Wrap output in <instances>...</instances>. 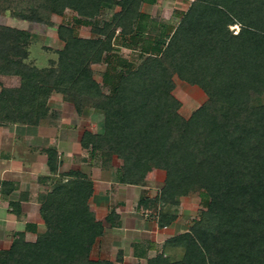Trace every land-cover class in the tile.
<instances>
[{
  "label": "trees",
  "instance_id": "16d2710c",
  "mask_svg": "<svg viewBox=\"0 0 264 264\" xmlns=\"http://www.w3.org/2000/svg\"><path fill=\"white\" fill-rule=\"evenodd\" d=\"M142 1L155 0H0V14L23 21H46L49 13L70 8L78 20L90 22L102 8L119 6L103 25L119 24L122 34L151 45L140 50L146 57L136 68L125 64L102 76L111 81L104 94L89 62L95 50L92 60L100 61L108 40H88L60 24L64 46L58 60L41 67L30 57L38 35L0 23V75L20 78L16 87L1 86L0 123L53 121L56 114L46 105L52 90L79 113L94 106L103 131H85L83 146L99 151L105 167H111L112 155L121 159L115 170L119 181L143 184L152 166L165 169L161 200L155 196L145 204L157 212L158 226L178 214L162 205L154 209L156 201L175 209L190 192L205 199L191 231L168 239L157 259L175 244L184 246L183 255L165 264H264V104L257 99L264 89V0H193L173 32L154 39L144 35L150 29L139 18ZM235 22L240 29L233 34L228 25ZM96 26L91 27L101 31ZM173 72L200 83L211 96L188 119L175 109ZM56 165L51 151V172ZM64 174L41 203L45 229L34 241L23 233L14 236L9 247L0 248V264H112L87 257L102 233L88 221L92 180L77 169Z\"/></svg>",
  "mask_w": 264,
  "mask_h": 264
},
{
  "label": "crops",
  "instance_id": "0c3cea01",
  "mask_svg": "<svg viewBox=\"0 0 264 264\" xmlns=\"http://www.w3.org/2000/svg\"><path fill=\"white\" fill-rule=\"evenodd\" d=\"M172 1L174 3L169 7L167 3ZM142 3L155 10L153 15L139 10V18H147L148 22L161 26L151 39H154L156 33L165 36L171 34L190 5L184 6V2L180 0L142 1L139 9H142ZM179 7L183 9H178ZM161 8L169 9V16H161ZM163 24L169 26L164 27ZM59 95L61 100V93ZM83 115L84 112L79 113L74 108L72 118L57 112L53 121L48 117L37 124L15 121L0 123V248L9 247L18 233H23L26 240L35 239L44 222L40 214L41 203L54 188L55 181L60 177L66 179L64 172L72 168L83 172L93 183V191L89 197L90 212L99 220L96 226L99 225L102 229L95 245L99 253L97 259H107L115 264H129L133 260L136 264H148L155 256L152 253L159 248L162 250L168 237L167 228L177 221L173 220L174 223L160 227L157 212H151V208L145 207L158 193L150 190L147 185L154 180L150 173L146 176L147 182L143 184L121 182L115 172L120 160L115 158L111 159L109 169H103L110 172V178H104L102 170H94L95 157L99 159L98 167L103 168L99 151L83 146L84 130L81 134H75ZM88 131L93 133V130ZM51 151L57 157L54 172L49 167ZM76 156H80L81 164L88 168H82L81 164L75 165L73 161ZM46 175L51 178L47 179ZM176 209L180 211L179 206ZM7 237L11 238L9 242L4 240ZM7 242L9 245H4ZM149 255L152 256L148 258Z\"/></svg>",
  "mask_w": 264,
  "mask_h": 264
},
{
  "label": "rangeland",
  "instance_id": "374dc122",
  "mask_svg": "<svg viewBox=\"0 0 264 264\" xmlns=\"http://www.w3.org/2000/svg\"><path fill=\"white\" fill-rule=\"evenodd\" d=\"M180 1L181 2L183 1L184 2L183 5L186 6L189 3L191 4L193 0H180ZM173 3L174 1L168 2L167 4L170 7L173 5ZM141 6H142V9H138V10L148 11L149 14L151 15L154 14L155 9H152L151 7L148 8V6L144 3H142ZM178 9H183V7L181 8L179 7ZM119 10H120L119 6H114L112 9L102 8L100 14L95 16V19L90 22H84L82 21V19L81 21L78 20V18H81V17L77 15L75 10H72L70 8H65L63 13L61 14L54 13V12L49 13L47 17L48 20L46 21H38V20L23 21L19 19L17 20L14 18H8L7 16H5V14L1 13L0 23H3V24L6 23L12 26L22 27L38 35V38H39L38 41L32 44V48L30 51V57L32 58L33 61H35V63L38 66H41V67L48 65L50 61L57 62L58 60V57H59L58 50L62 49V47L64 46V41L58 35V26L60 24L72 26L74 29L75 35L83 37V38H87L88 40H97V38L102 39V40H108L109 41L108 47L106 46L108 49L104 47V49L101 51L100 61L92 60V57L95 55V51H96L94 49L95 51L90 53V62H89V68L91 70L92 76L95 78V80L99 82L101 91L104 94H107L108 90H110L108 87L111 86V81H102L103 80L102 76L107 73L113 74L114 71L116 70L118 71V68H122L125 64H130L131 68H136L142 62L143 58L146 57V54H144L141 57L140 50H142L143 47H147L148 49L149 47H151L149 42L141 45L139 41L140 38H137L138 41H135L136 38H132L129 33L122 34L124 30L122 29V26L119 24L108 25V28L107 26L103 25L104 20L109 19V21L111 22V19L114 13L115 12L117 13ZM160 14L161 16H169L170 10L161 8ZM143 20L144 22H146L145 25H147L148 23L147 27L150 29L146 31L144 35L145 37H148L151 39L154 32L155 31L157 32V30L161 29V26L160 24L157 25V23L148 22L147 18H144ZM93 23L98 25L96 26V28H99V30L101 31H96L95 29H93L91 27L92 25H94ZM154 26L156 27V30H152ZM166 26H169V25H166ZM166 26L164 25V27ZM228 28L231 33L235 34L240 29V23L235 22V23L229 24ZM101 32H104V33H101ZM202 65H204V63ZM171 76H172L171 77L172 81L174 83V87L172 88L171 93L175 98H177V101L179 103L178 105H176V108H175L176 112L180 116H182V118L188 119L195 112V110L207 104L211 96L207 93V91H205L204 87H202L200 83L191 82L187 80L186 78H183L174 72L172 73ZM119 78L120 76L118 75L117 79ZM118 81H120V79ZM19 84H20V78L18 76L0 75V87L1 86L16 87ZM59 93H60L59 91L52 90L47 97L46 105L47 107H50V110H49L50 113L54 112L57 116V112L59 113L62 112L67 117L72 118V113L74 112L72 101H68L67 99H65L62 93H61L62 98L61 100H59L60 99ZM257 99L259 102L258 105L264 104V89L263 91L259 92ZM50 103H52L53 106ZM82 112H84V115L80 121V124H78L76 127L75 134H78V133L81 134L82 130L84 131L93 130L94 134L103 131V123L101 120L102 116L99 113L95 112L94 106L92 107L87 106ZM23 130H25V132L27 133L26 129H23ZM28 132L30 131L28 130ZM37 138L39 139V136H37ZM87 156L88 158L90 157L89 155ZM114 158L119 159L115 154L112 155V159ZM93 160H94V164L96 165L95 166L96 169L94 170L96 171L102 170L103 177L106 179L112 176L109 171L107 172L103 170L104 168L109 169L110 167L108 166L105 167L101 164V167L103 168L100 169L98 167L99 159L95 157L93 158ZM80 161H81L80 156H76L73 162L75 165L81 166L82 164ZM115 166L116 165L114 164V167ZM82 168L86 169L88 167L85 165H82ZM148 173H150V175L154 177V178L151 177V179H154V180L147 183V185L149 186L150 190L158 191V193H156L154 197L157 196L158 201H160L161 200L160 190H161L162 185L165 184V178L167 176L166 171L165 169L161 167L152 166L149 170L145 172L144 180H147L146 176L149 175ZM89 202L91 203V201L88 199V205H89L88 221H89V224L96 226V224L99 223V220L95 218L93 212H90L91 206ZM203 204H205V199L200 193L195 192V191L190 192L180 197V201L178 204L180 211L176 209L177 206L175 209H173L171 208V205L156 201V206L153 207L154 209L156 208L158 210L160 206L162 205L163 208L166 207V209H170L172 212H175L176 210L177 211L176 213L178 214L177 220H174V222L175 221L177 222L175 223L172 222L174 224L171 225V227L169 226L166 230L167 236H168L166 241L176 236V234H180L186 231L190 232L191 231L190 228H191V225L193 224V221L195 219L200 218V209L202 210L204 208ZM45 227H46L45 222H43L42 227H41L42 230H44ZM30 238H33V237H30ZM4 240H8L9 242L11 238L7 237ZM28 241H31V240L28 239ZM8 242L5 243L4 245L6 246L9 245ZM96 242H97V236L95 237L93 243L91 244L90 249H88L87 251V257H89L92 260L97 259L98 258L97 255H99V253H97L98 250H96L95 248ZM163 248L164 246L162 247V250L159 248V250H157L155 253H152L156 255V258L154 257L156 261L153 262V264L154 263L165 264V261H164L165 259H167L168 262L174 263L175 261H178L181 259L183 255V251H184V246L182 245L175 246V244L174 245L172 244L170 248L168 249L167 256L159 257L160 259L159 258L157 259L158 254H161L164 251ZM150 256L152 255H149V257L148 256L147 257L150 258ZM101 260L108 261L107 259H101ZM134 261L135 260L131 261L129 264H136ZM112 264H115V263L113 262Z\"/></svg>",
  "mask_w": 264,
  "mask_h": 264
}]
</instances>
